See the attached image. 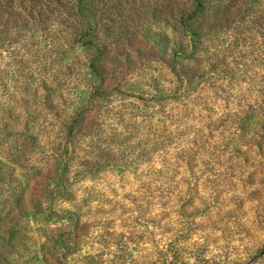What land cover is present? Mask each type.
Returning a JSON list of instances; mask_svg holds the SVG:
<instances>
[{
  "label": "rangeland",
  "instance_id": "374dc122",
  "mask_svg": "<svg viewBox=\"0 0 264 264\" xmlns=\"http://www.w3.org/2000/svg\"><path fill=\"white\" fill-rule=\"evenodd\" d=\"M136 1L157 13L134 19L128 6L113 19L128 34L110 48L121 67L103 70L117 87L108 98L93 94L96 54L83 48L45 71L50 86H0V120L20 129L2 109L32 113L27 137L0 133V264H264V21L233 41L228 75L179 90L169 0ZM253 1L256 21L264 0Z\"/></svg>",
  "mask_w": 264,
  "mask_h": 264
},
{
  "label": "trees",
  "instance_id": "16d2710c",
  "mask_svg": "<svg viewBox=\"0 0 264 264\" xmlns=\"http://www.w3.org/2000/svg\"><path fill=\"white\" fill-rule=\"evenodd\" d=\"M136 3V0L133 2L132 0H0V58L11 61L9 66L0 67V86H50L55 79L52 76L54 73L49 74L45 71H55L57 66L60 68L63 59L70 57L76 48H83L96 54L91 64L87 66L92 73L91 76L94 75L95 83L92 86H95L93 87L95 93L93 94L103 89L104 94L117 91L116 85L109 81L108 74L103 70L108 69L109 66L121 67L118 60L110 53V48L117 45L119 30L123 35L128 34V26L124 24L115 26L113 19L117 15H122L128 6L137 11L133 13L134 19L138 15H143L145 10L151 12L153 10L157 13L156 4L153 8L142 5L139 9ZM252 3L253 0H228L225 3L220 2L219 7L214 10L213 0H169L170 6H167V14L165 13L167 22L174 23V35L183 36L181 41L176 43L177 47L173 49L172 54L173 65L180 68L178 72H173L179 83V90L195 83L204 85L207 80L215 76L229 74V68L226 69L225 66L229 59H232V46L236 45L233 41L244 36L246 30L244 26L248 22L261 25L260 23L264 21L263 16L256 18L257 22L255 19L250 20L252 14L249 8ZM160 12H163L161 8ZM104 36L111 39V42L106 43ZM215 41L221 42L220 45L209 47V44ZM44 42L53 45H44L42 44ZM186 42L187 47L182 48L181 46ZM215 48L218 51H215ZM212 49L213 55L210 54ZM141 53L140 50L136 51L139 59ZM42 54H46V60L41 61ZM208 54H210L208 64L205 65L206 60H204L201 62V67L196 70L189 71L188 66L181 68L177 65L179 61L187 62L191 59L200 61L201 57ZM153 55L156 56L154 53ZM5 80H9L7 85L1 84ZM93 94L90 95L92 105L101 97ZM174 94L185 97L184 93L178 91ZM109 96L110 94L106 97ZM154 100L161 105L165 98ZM23 108L20 114L12 111L11 107L2 109V113L13 114L12 120L19 123L20 129L2 119L0 133L14 129L22 131V136L25 137L32 133L28 128L29 119H25V124H20L23 115L28 118L32 116L28 110V103H25ZM88 112L90 111L85 107L80 113L85 116ZM68 120L71 122L66 128L67 138L77 134L75 118ZM90 125L86 124V129ZM95 128L96 125L92 124L89 129L92 132ZM171 134L163 132L158 136ZM262 257H264V249L255 261Z\"/></svg>",
  "mask_w": 264,
  "mask_h": 264
}]
</instances>
